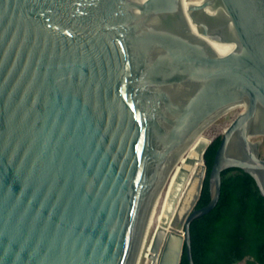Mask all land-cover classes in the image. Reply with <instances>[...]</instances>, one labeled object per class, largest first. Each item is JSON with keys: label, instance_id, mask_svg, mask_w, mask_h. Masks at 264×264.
<instances>
[{"label": "water", "instance_id": "water-1", "mask_svg": "<svg viewBox=\"0 0 264 264\" xmlns=\"http://www.w3.org/2000/svg\"><path fill=\"white\" fill-rule=\"evenodd\" d=\"M249 98L211 176L204 140ZM264 0H0V264H192L241 168L264 196ZM199 152L205 164L189 180ZM182 195V196H181ZM158 238V239H157Z\"/></svg>", "mask_w": 264, "mask_h": 264}, {"label": "trees", "instance_id": "trees-1", "mask_svg": "<svg viewBox=\"0 0 264 264\" xmlns=\"http://www.w3.org/2000/svg\"><path fill=\"white\" fill-rule=\"evenodd\" d=\"M223 135L206 153L209 175L198 208L212 201L211 176ZM193 253L197 264H264V196L256 180L244 169L224 172L219 205L192 225ZM183 264H192L188 245Z\"/></svg>", "mask_w": 264, "mask_h": 264}, {"label": "bare ground", "instance_id": "bare-ground-1", "mask_svg": "<svg viewBox=\"0 0 264 264\" xmlns=\"http://www.w3.org/2000/svg\"><path fill=\"white\" fill-rule=\"evenodd\" d=\"M249 102V98L246 94L242 92H235L230 95H228L225 100L222 102L220 108H224L226 106L230 105H237L240 103H243L244 105ZM210 139L208 136L205 137L204 140ZM211 140V139H210ZM205 164L204 162V153L199 152L198 157H197V163L193 165L191 168V174L189 180L193 177V175L201 169V167ZM182 196V195H181ZM170 234H177L181 237H185L186 231L185 229H179L176 226H174L173 222L169 224L168 226H162L161 231L158 235V238L161 237L162 243L160 244L159 249L156 250L157 244L155 243L154 248L152 250V253L150 255V258L148 260L147 264H159L160 261V255L162 252V249L164 247V242L166 241V238ZM157 238V239H158Z\"/></svg>", "mask_w": 264, "mask_h": 264}, {"label": "rangeland", "instance_id": "rangeland-1", "mask_svg": "<svg viewBox=\"0 0 264 264\" xmlns=\"http://www.w3.org/2000/svg\"><path fill=\"white\" fill-rule=\"evenodd\" d=\"M243 109V103L220 108L219 112L215 115L212 125L206 136L214 141L220 135H224L227 128L237 119ZM253 139L255 141H262L261 154L264 157V136H255ZM242 264H246V262H243Z\"/></svg>", "mask_w": 264, "mask_h": 264}]
</instances>
